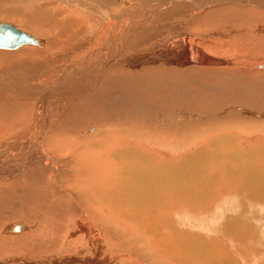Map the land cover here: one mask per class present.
Masks as SVG:
<instances>
[{
    "label": "bare ground",
    "instance_id": "bare-ground-1",
    "mask_svg": "<svg viewBox=\"0 0 264 264\" xmlns=\"http://www.w3.org/2000/svg\"><path fill=\"white\" fill-rule=\"evenodd\" d=\"M13 19L22 24L8 21ZM2 23L30 38L18 46H0V170L16 175L12 185L2 187L0 198L14 193L13 203L42 206L46 215L33 228L20 219L4 230L0 225V235H19L16 244L31 247L20 248L28 256L20 262L167 264L161 254L176 264H237L228 250L222 247L219 258L206 247L208 239L180 228L183 222L176 224L173 212H202L229 184L240 187V197L248 194L251 203L264 207V121H216L209 129L193 124L178 113V83L182 74L186 80L196 73L217 75L233 64L211 55L190 32L211 30L225 37L231 31L236 35L231 45L255 35L259 41L264 0H0ZM36 23L44 26L40 34L32 30ZM9 68L21 71L20 78ZM257 71H264L263 62ZM68 110L77 112L72 121L66 119ZM84 115L90 125L82 131L78 123ZM229 128L246 133H214ZM192 147L195 154L177 159ZM22 148L26 160L21 165ZM52 198L58 199L55 208L48 202ZM21 208L14 216L26 218ZM225 231L238 236L233 225ZM132 232L148 241L136 248L139 236L133 239ZM4 245L0 255L10 252ZM247 255L241 256L248 260Z\"/></svg>",
    "mask_w": 264,
    "mask_h": 264
},
{
    "label": "rangeland",
    "instance_id": "rangeland-1",
    "mask_svg": "<svg viewBox=\"0 0 264 264\" xmlns=\"http://www.w3.org/2000/svg\"><path fill=\"white\" fill-rule=\"evenodd\" d=\"M233 19L232 20L228 19L229 21L226 19L225 21L232 23ZM234 20H236V18ZM4 21H7V20H4ZM8 21L11 23L14 22V24H16V23L22 24L20 21H17L14 19L8 20ZM190 21H192V19L189 20V22ZM36 26L38 27L37 29L32 27L33 31L36 30L34 33H36V32L39 33L38 31H40L41 29H44V26L41 24L36 23ZM199 26L200 25L198 24V25H195L194 27L199 28ZM246 28H245V30H247V31L250 30L249 27H246ZM212 30H214V29H212ZM179 31H180V29H179ZM238 31H240V30H238ZM242 31H243V28H242ZM208 32L209 31H207L206 33H208ZM212 32L213 31L210 30V34H206V33H202L200 31L196 30V31L190 32L189 35L191 37L193 36V38H196V40L198 42L202 43V47H204L205 50H210L211 53L210 52L209 53L211 55L218 57V58L230 60V62L232 61V63L234 65L232 64L228 68H226V69H228V70H226V73H225V71H222L223 73L221 71H219L220 75L218 74V72H217V75H216V72H212L210 74L206 73V74H208L206 76H205L204 72H203V74H200V75L196 73L195 75L193 74L194 78H192L193 77L192 75L188 76L189 79L186 77L187 80L184 78L185 74H184V77H183V74H182V76L180 75V80H181L180 82L181 83H178V85H179L178 91H179V96H180V99L178 102H180V103H178V107H177L178 109L176 108L178 110V113L180 114V116H182V118L186 117V118L191 119L190 122H192L193 124H199L200 125L202 123V126L203 127L206 126L204 128H207V129H209L210 126H214L216 124L215 123L216 121L219 123L227 121L226 123H229V122L232 123L233 122V123L242 124V125L248 124V123L254 124L255 122H257L258 124H262L261 120L264 121V117H263L264 116V88H263V86H264V75H262V74H264V73H261V72H264V71H257V65H259L262 62L264 63V48H263L264 47V37H261L259 35L258 36V37H260L259 41H258V38L256 35H255L256 38H254V39L253 38L252 39L247 38V39L243 40V38H242L243 41L242 40H238V41L236 40L234 42V44L232 43L233 45H231V40L235 39V37H236V35L231 34V31H228L227 32L228 35L226 34L225 37H220V36L218 37V35H216V34L213 36ZM176 33H177V31L176 32L174 31L173 35L175 36ZM246 34H248V32H246ZM180 36H181V34H180ZM40 38L43 39V42H46L45 37L40 36ZM156 39H158V40L162 39L163 40V37H160V38L157 37ZM166 41L167 40H165L164 42H166ZM225 43H227V44H225ZM179 44L180 43L178 42L176 47H178ZM223 47H224V49H223ZM211 48H217V49L221 48L222 50L219 51L218 53H216V52L211 51ZM239 67H240V69H238ZM183 69L184 68H182V70ZM15 70H14V68L7 69V71L14 72V75L18 76L20 78L19 73L21 71H15ZM186 70L189 72L193 69L188 68ZM229 70H230V73H229ZM259 74H261V75H259ZM212 76H214V77H212ZM196 77H198V78H196ZM178 78H179V76H178ZM82 80L83 79L81 78L79 81H82ZM210 80H211V83H210ZM182 85H183V87H182ZM222 87H223V89H222ZM229 88H231V89H229ZM227 89H228V91H226ZM184 90H186V91H184ZM223 92H225V93H223ZM193 95H195V96H193ZM230 98L235 99V100L232 101ZM174 103H176L175 100H174L173 104ZM179 104H180V106H179ZM169 105H171V104H169ZM170 107H173V106H170ZM84 109L86 110V112H89L91 110V109H87V108H84ZM85 110H82V112L85 113ZM93 112L94 111H92V113ZM224 112L226 114H224ZM240 112H242V113L244 112V113L242 114ZM67 113H68V116L66 118L67 121H72L73 120L72 115L76 114L77 112L73 113V112H70L68 110ZM253 113H255V114H253ZM236 114H237V116H236ZM244 114H245V116H244ZM258 115L261 116V119H258V117H259ZM86 116L87 115L81 116L83 118V121L78 123L79 124L78 126L82 129V131L87 129L90 125V122H89L90 118H89V116H87V117ZM79 117H80V115H79ZM253 117H254V119H253ZM241 119L246 120V121H243ZM257 120H260L259 122H261V123H259ZM181 122H186V125L188 123L187 121H181ZM207 122H209V124ZM93 123L100 125L99 120H97V121L94 120ZM226 123H223V124H226ZM216 125H218V124H216ZM232 129L233 128H231V129L229 128V130L227 129L230 132H224V130H222V129L214 130L215 131L214 133L215 134L216 133L217 134L226 133V134L239 135V133L241 131L239 128L237 130L235 128L233 130ZM104 130H105V128H104ZM104 133H105V131H104ZM242 133H246V132H242ZM249 135L250 134H244L243 137L249 136ZM253 135L254 134H251V136H253ZM0 144H1V141H0ZM2 144H3V141H2ZM48 145H51V144H48ZM189 149L187 148V150H186L187 152L182 151L179 154L181 157L179 156L177 159L183 160V159H185V157H189V156H192L193 154H195L192 152L193 150L194 151L196 150L194 147L189 148ZM22 151H23V148H22V150H20L19 156L21 155V157H20L21 159H19V161H18V163L19 164L21 163V165L26 160V157L22 156L25 153V150H24V152H22ZM0 154H1V152H0ZM182 157H183V159H182ZM0 158L3 159L4 157L0 156ZM1 159H0V163H1ZM36 165H37V163L35 162L34 166H36ZM6 172H9V170L8 169L0 170V176L2 177L0 180H3V181H0V191H1L0 196L2 195V187L12 185L13 180L16 178V175L15 176L14 175L8 176V175H6ZM25 172H26V170L24 172L20 173V176H21V174H24ZM36 176H38V177H40V179H42L41 173H37ZM40 179H39V181H40ZM40 184H42V183H40ZM233 185H236V184H232L231 186H230V184L228 186L226 185L224 187L226 189H224L222 191L223 193L220 192V194L221 193L222 194L221 195L219 194L218 197L212 202V205L210 207H208V209L206 208L205 210H203L202 212H197V213H193V214H187L186 211L183 212V210H181V211L178 210V211L173 212V214L175 215L174 216V218L176 220L175 222L178 221L176 224L183 222L182 224H179L178 226H180V228L186 227L183 229L187 232L190 231V234L193 235V233L194 234L196 233L195 235L202 236L204 239H208L207 240L208 244L206 247L207 248L210 247L209 249L211 251H215V254L218 255L219 258H222L224 255V253H221V252H224V250H228L229 251L228 254H232L234 259L237 258L236 261L239 260V261H237V264H245V262H247V264H250V263L261 264L264 262V207L261 204H260L261 206H259V204L251 203L250 200H248L249 199L248 194H247L248 198L246 197V194H243L241 196L242 197L241 198L240 195L242 194V192H241L240 187L236 185L235 186L237 188L236 189V188H234ZM40 188L45 189L46 187L42 184V185H40ZM73 190H76L75 187ZM226 190H229L231 192L229 193ZM225 192H226V194H225ZM15 193H16V195H19L22 192L17 193V191H16ZM227 193H229V194H227ZM233 193H234V196H232ZM13 194L12 195L10 194L9 196H7V198L6 197H4L3 199L0 198V225L2 226V230H4L7 225L12 224V222L16 221L17 219H20L23 221L25 220V222L30 224V226H32L31 228H33L34 224L36 227V225L42 220L41 217H43L44 219L46 218V215H44L43 211H41V209H40V208H42V206L38 207V206L32 204L31 206L28 205L26 207V204L24 202L22 203V205L21 204L20 205L22 206V208L25 207L24 214L26 215V218L25 217L17 218L16 217L17 215L14 216L15 215L14 212L18 211L21 207H19V205H18L19 203H13L12 202L11 199H12ZM228 197H229V199L230 198L231 199L227 200ZM238 197H240V198L238 199ZM222 199H224L226 201V204H225V201ZM57 201H58V199H54V198H52V200H48V202L52 204L53 208H55L56 204H58ZM228 202H229V204H228ZM234 202L235 203L237 202L236 204L239 207L238 210H237L236 204ZM23 204H25V205L23 206ZM227 206H228V208H227ZM231 206H233L235 208L234 209L232 207V209H234L237 213L235 211L231 212V210H232ZM252 207H254V210H256V211H254ZM27 208H28V210H27ZM30 208H31V210H30ZM35 208L37 210H40V211L38 212ZM224 208H225V210H224ZM250 208H252V210ZM32 209H34L36 212ZM42 210H43V208H42ZM220 211H222L223 213H221ZM224 211H225V213H224ZM250 211H252V213ZM212 212L214 213V215ZM219 212H220V214H219ZM179 213H180V215H179ZM28 214H31V215L29 216ZM32 214H34V216H32ZM39 215H41V216H39ZM31 216L33 217V219ZM36 216H37V218H36ZM185 216H186V218H185ZM238 216H242L241 218L244 217L245 219L239 220ZM36 219H37V221H36ZM39 219H40V221H39ZM184 222L188 226H186L184 224ZM236 222L242 225L243 230H241V226L236 224ZM232 225L235 226V230L237 231V232H235V234H237L238 236H239V234H242L243 237H240V236L238 237V236H234V235L232 236L230 234L232 236V238H231L230 235H227V234H229V232H227L225 230L227 229V227L232 226ZM112 226H115V228H117L116 226H118V225H116V223H112ZM245 226H246V228H245ZM163 231H164L163 232L164 234L167 232L165 230H163ZM243 231L245 233H243ZM131 234H134L133 239H136L135 234L138 235V233L132 232V233H130V236H132ZM244 235L247 237V239H245ZM7 236L0 235V237H2V238L3 237L7 238L6 240L4 239L2 241L3 243L0 242L1 247L5 243L4 248L5 249L7 248L6 244L9 245L8 247L10 248V250H9L10 252H8L9 254L1 253L2 255H0V264H8L9 262H11L9 264H22L20 262V260L23 257H28V256L21 255V253H22L21 250L30 249L31 247L27 246L26 244H25L26 246L20 245L21 247L19 246V244L17 245L16 241H14V239L16 237H20L19 235H16V236L13 235L12 237L10 235L8 237ZM168 238L171 240L170 237H168ZM237 239L240 241L238 242ZM143 240L148 241V237L139 236L138 241L135 244L136 248L140 247ZM14 242H15V244H14ZM39 242H41V241H39ZM213 242H214V244H213ZM216 242L218 244H216ZM211 244L213 247L211 246ZM240 244H243V245H240ZM15 245L17 248L15 247ZM215 245H216V247H215ZM11 247H14V248L12 249ZM217 247H219V248H217ZM220 247H221V249H220ZM222 247L224 248V250L222 249ZM20 248H21V250H20ZM212 248L215 250H213ZM238 248H240V249H238ZM16 250H18V251H16ZM218 250H220V251H218ZM41 251H46V249H43V250L41 249ZM173 251H174V249H173ZM261 251H262V253H260ZM243 252L246 255L248 253V255L245 256V257H248V260H247V258L246 259L242 258L241 255H244ZM255 252H258V254ZM33 254H35V253H33ZM234 254H236V255H234ZM31 256H33V255H31ZM160 257H162L169 264H176L172 260L171 257L166 256L167 257L166 258L165 256H163L161 254H160ZM19 258H21V259H19ZM251 259H253V260H251Z\"/></svg>",
    "mask_w": 264,
    "mask_h": 264
},
{
    "label": "water",
    "instance_id": "water-1",
    "mask_svg": "<svg viewBox=\"0 0 264 264\" xmlns=\"http://www.w3.org/2000/svg\"><path fill=\"white\" fill-rule=\"evenodd\" d=\"M29 36L10 24H0V46H18L27 43ZM15 230H18L17 228Z\"/></svg>",
    "mask_w": 264,
    "mask_h": 264
}]
</instances>
